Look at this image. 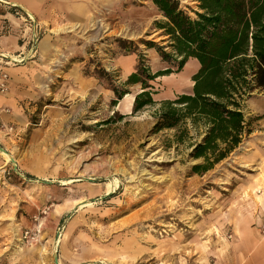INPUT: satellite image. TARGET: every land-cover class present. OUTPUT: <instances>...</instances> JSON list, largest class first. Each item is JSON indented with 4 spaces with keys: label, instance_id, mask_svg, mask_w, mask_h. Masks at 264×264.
<instances>
[{
    "label": "rangeland",
    "instance_id": "1",
    "mask_svg": "<svg viewBox=\"0 0 264 264\" xmlns=\"http://www.w3.org/2000/svg\"><path fill=\"white\" fill-rule=\"evenodd\" d=\"M179 1L195 19L196 3ZM88 5L83 23H47L0 0V264H214L260 192L246 158L264 91L243 103L250 134L195 174L204 127L155 132L159 103L135 112L141 86L126 85L141 62L172 70L159 87L166 97L191 92L192 78L178 86L176 66L157 53L173 55L165 19L150 0ZM114 88L128 94L116 101Z\"/></svg>",
    "mask_w": 264,
    "mask_h": 264
},
{
    "label": "trees",
    "instance_id": "2",
    "mask_svg": "<svg viewBox=\"0 0 264 264\" xmlns=\"http://www.w3.org/2000/svg\"><path fill=\"white\" fill-rule=\"evenodd\" d=\"M150 1L165 19L159 29L164 30L174 55L157 48L162 61L176 66L175 75L184 71L190 59L199 68L191 76V92L171 99L159 89L166 82L155 80L169 76L172 70L151 73L139 62L126 82L127 86H141L133 109L136 112L159 103L155 132L184 131L188 122L194 127L202 125L204 137L193 146L190 157L202 160L192 167L193 173H205L250 134L243 103L253 92L264 91V0H191L198 9L195 19L182 9L179 0ZM113 92L116 101L128 94L115 88ZM159 94H164L165 100L158 101Z\"/></svg>",
    "mask_w": 264,
    "mask_h": 264
},
{
    "label": "crops",
    "instance_id": "3",
    "mask_svg": "<svg viewBox=\"0 0 264 264\" xmlns=\"http://www.w3.org/2000/svg\"><path fill=\"white\" fill-rule=\"evenodd\" d=\"M51 1L49 9H42L38 4H44ZM74 0H1L2 3L14 7L20 13L32 21L33 19L40 22L51 23L52 16H62L68 22L83 23L91 13V0H78L75 6ZM15 10V11H16ZM77 26V25H75ZM72 26V27H75ZM1 58L7 59L6 56L0 55ZM130 60L123 63L125 69L130 72ZM199 65L195 60H188L184 71L177 75V85L182 84L193 74L198 71ZM166 77L156 79L157 82L168 81ZM164 94H159L156 98L165 99ZM6 102L0 98V106ZM5 150V149H4ZM249 154L246 162L250 166L253 180L249 182L252 188L260 190L258 194L250 197L248 213H242V219L232 228L230 241L220 248L216 254L214 264H264V234L261 233V226H264V121L260 123L257 135H253L249 142ZM6 154H10L5 150ZM248 184V185H249ZM61 261V260H59ZM62 263V261H61ZM96 264V263H95Z\"/></svg>",
    "mask_w": 264,
    "mask_h": 264
},
{
    "label": "built area",
    "instance_id": "4",
    "mask_svg": "<svg viewBox=\"0 0 264 264\" xmlns=\"http://www.w3.org/2000/svg\"><path fill=\"white\" fill-rule=\"evenodd\" d=\"M7 76L5 74L0 76V93L3 94L7 92L8 85H7ZM261 233L264 234V226H261Z\"/></svg>",
    "mask_w": 264,
    "mask_h": 264
},
{
    "label": "bare ground",
    "instance_id": "5",
    "mask_svg": "<svg viewBox=\"0 0 264 264\" xmlns=\"http://www.w3.org/2000/svg\"><path fill=\"white\" fill-rule=\"evenodd\" d=\"M13 165L15 166V163L12 161Z\"/></svg>",
    "mask_w": 264,
    "mask_h": 264
}]
</instances>
